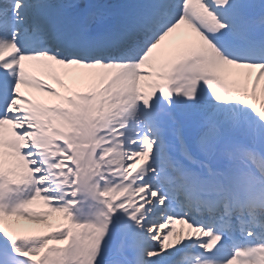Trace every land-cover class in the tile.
<instances>
[{
	"label": "snow or ice",
	"instance_id": "6c2138e0",
	"mask_svg": "<svg viewBox=\"0 0 264 264\" xmlns=\"http://www.w3.org/2000/svg\"><path fill=\"white\" fill-rule=\"evenodd\" d=\"M0 264H264V0H0Z\"/></svg>",
	"mask_w": 264,
	"mask_h": 264
},
{
	"label": "bare ground",
	"instance_id": "6f19581e",
	"mask_svg": "<svg viewBox=\"0 0 264 264\" xmlns=\"http://www.w3.org/2000/svg\"><path fill=\"white\" fill-rule=\"evenodd\" d=\"M231 71L233 72H237V71H242V70H237V69H232ZM38 76L39 79H42L43 81L49 76V75H46V74H40V73H37L36 74ZM52 87V85H51ZM56 87H59V84H56ZM33 95L36 97V98H42V97H45L47 98L48 96L42 92H33ZM51 98V97H49ZM33 210L35 212H43V211H47V209L44 207L43 203L42 202H37L34 206H33ZM53 216H55L56 214H52ZM177 227V230L183 228L186 232H187V227L186 225H181V224H177L176 225Z\"/></svg>",
	"mask_w": 264,
	"mask_h": 264
},
{
	"label": "rangeland",
	"instance_id": "374dc122",
	"mask_svg": "<svg viewBox=\"0 0 264 264\" xmlns=\"http://www.w3.org/2000/svg\"><path fill=\"white\" fill-rule=\"evenodd\" d=\"M42 80V79H41ZM44 82L46 83V84H49V85H52V88H55V89H57V90H60V85H59V87H56V82L51 78V76H48L45 80H44ZM43 93V92H42ZM45 94V93H44ZM38 100H40V101H44V102H47V101H49V100H51L52 98H49V97H47V98H45V97H42V98H37Z\"/></svg>",
	"mask_w": 264,
	"mask_h": 264
}]
</instances>
